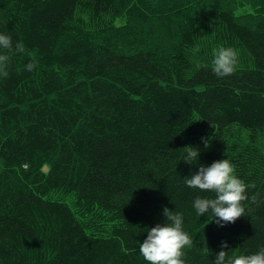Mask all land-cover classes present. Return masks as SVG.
I'll use <instances>...</instances> for the list:
<instances>
[{
  "label": "trees",
  "instance_id": "trees-1",
  "mask_svg": "<svg viewBox=\"0 0 264 264\" xmlns=\"http://www.w3.org/2000/svg\"><path fill=\"white\" fill-rule=\"evenodd\" d=\"M0 34V264H149L165 207L184 264L264 249V0H0ZM222 159L247 186L223 227L184 183Z\"/></svg>",
  "mask_w": 264,
  "mask_h": 264
},
{
  "label": "clouds",
  "instance_id": "clouds-1",
  "mask_svg": "<svg viewBox=\"0 0 264 264\" xmlns=\"http://www.w3.org/2000/svg\"><path fill=\"white\" fill-rule=\"evenodd\" d=\"M12 47L11 37L0 34V48L11 50ZM16 50L23 52V45L17 43ZM237 58V52L230 47L215 50L213 72L218 77L233 74ZM6 60V56L0 55V71H3L2 65ZM33 67L32 63L26 66L28 71ZM184 150L187 153L185 163L192 164L199 156L197 149L186 147ZM184 183L191 189L215 194L214 198L197 197L194 200L193 207L198 216H204L211 210L215 223L223 227L235 223L244 215L245 209L241 202L247 200V186L234 175V168L227 159L215 161L210 166H200L197 173L184 178ZM163 216L167 222L148 229L147 238L140 244L139 251L149 264H184L182 250L191 247L192 240L182 230V214L165 207ZM221 248H228V244L222 242ZM214 264H264V249L256 254L232 257L221 250L216 254Z\"/></svg>",
  "mask_w": 264,
  "mask_h": 264
},
{
  "label": "rangeland",
  "instance_id": "rangeland-1",
  "mask_svg": "<svg viewBox=\"0 0 264 264\" xmlns=\"http://www.w3.org/2000/svg\"><path fill=\"white\" fill-rule=\"evenodd\" d=\"M237 13L248 15V14H254L255 10L252 7L247 5V6H244V7H239L237 9Z\"/></svg>",
  "mask_w": 264,
  "mask_h": 264
}]
</instances>
